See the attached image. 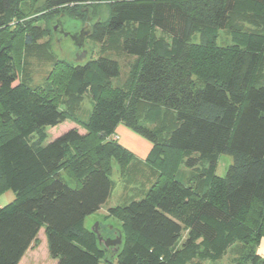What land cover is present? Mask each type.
<instances>
[{
  "label": "trees",
  "instance_id": "1",
  "mask_svg": "<svg viewBox=\"0 0 264 264\" xmlns=\"http://www.w3.org/2000/svg\"><path fill=\"white\" fill-rule=\"evenodd\" d=\"M45 3L46 12L81 23L93 15L91 38L118 42L136 59L120 85L112 83L119 76L115 59L58 60L34 103L33 89L21 87L13 36L1 35L21 22L14 17L18 0H0V193H14L0 207V264H18L38 244L42 227L54 264H189L225 257L230 264H264L255 247L264 235V0ZM99 3L106 5L105 21ZM219 30L231 44H217ZM195 33L199 42L192 43ZM38 37L27 34L24 43ZM84 94L92 100L85 122L75 117ZM67 119L83 125L84 133L71 127L45 143V129ZM119 123L151 143L147 161L159 174L141 198L108 208L133 233L111 249L84 220L109 197L114 165L121 172L132 159L112 138ZM220 154L232 158L223 176L215 173ZM203 160L208 165L200 169ZM176 161L191 169L187 183L175 178ZM184 230L187 237L176 247Z\"/></svg>",
  "mask_w": 264,
  "mask_h": 264
},
{
  "label": "rangeland",
  "instance_id": "2",
  "mask_svg": "<svg viewBox=\"0 0 264 264\" xmlns=\"http://www.w3.org/2000/svg\"><path fill=\"white\" fill-rule=\"evenodd\" d=\"M45 4V0H18L16 10L17 16L14 17L20 18L22 23L20 22L18 25H10L1 34L3 38H9L10 36H13L11 42L15 62L21 78V87L27 85L33 89V94L30 97V100L34 103L37 102L36 89L39 86L46 87L48 85L49 75L54 69V63L58 60L68 61L74 64H84L87 62H91L99 55H104L115 59L119 64V76L112 78V83L114 85H120L127 76L128 65L136 58L123 53L120 50V43L112 42L107 37H104L101 41L93 40L90 36L92 33L91 30L87 33V35L83 36L84 39L82 47L76 46L74 44V40L72 39V35H74V33L69 32L70 29L66 31L70 33L67 36H63L60 33L53 31V26L57 24L58 20L64 26L63 22L66 17H62L60 14L56 15L50 14V12L48 11L46 12ZM97 6L99 9V19L101 21H105L108 16L106 5L104 3H99L97 4ZM23 27L24 29L20 30ZM83 31H87V28H85ZM37 33L39 34V37L34 43L29 45H26L24 43V37L27 34L35 36V34ZM190 41L192 43L199 42V34L195 33L191 37ZM216 42L218 45L221 46H225L227 44L232 43L230 35L224 30H219ZM62 107L64 106L61 105V108ZM91 108L92 100L88 94H84L82 101L76 109L75 117L85 122L90 114ZM163 114L164 119H166L168 122L172 121L171 113ZM154 115L155 114L151 116V122L154 121ZM71 127H77L79 132L84 133L83 125L75 122L72 119H67L54 127H47L45 129V132L47 134V139L45 140V143L51 141L53 138L60 135ZM115 133L119 143L125 148H127L129 152L131 151L133 153L130 163H132L135 168H139L142 170L140 172V175H142V177L146 180L150 172L155 173V175H151L149 177L151 181H145L146 183H144V186L142 187V189L145 188V190H147L151 186V184L156 180L159 174V168L155 167L150 162L145 160V155L147 151L151 149V143L146 138L142 137L141 135L137 134L129 127L121 123L118 124ZM173 151L180 150L175 149ZM231 162L232 158L230 155L220 154L217 158V164L215 169L216 175L223 176ZM176 165L177 166H175V168L178 167V170L180 172L175 178H177L178 180H181L182 178L183 182L187 183L189 175H192V173L190 174L191 169L187 167L184 162L178 164V161H176ZM207 165V161L203 160L198 163L197 166L202 169ZM198 171L200 172V170ZM199 172H197V174ZM183 173L185 174L181 176V174ZM135 175H130L128 182L131 183L128 186H139L140 180H142L143 178H140L139 173L138 175ZM110 179L111 181H113L114 187L111 193L109 194V197L107 198L105 203H103L99 210H97L95 213L88 215L85 218L84 227L90 231L94 227L95 223H101L106 227L108 226L111 229V232L115 231L117 233L116 235H119L121 237L122 245L127 243V240L133 236V233L130 232L129 229L124 226V223L121 220L110 216L108 213V208L125 204L129 201V199L127 198L128 196H132L133 193L134 195H136L138 192L137 190L129 191L122 189L124 183L123 180L125 179V177L122 176L121 172L119 171L116 165H114L113 167V173ZM202 180L204 181V183L205 181H208V179ZM202 186L203 182H201V180H198L197 187L201 189ZM8 193L9 198L7 199L5 204L11 202L14 199V193L11 191H9ZM140 196L142 195H140L139 193L134 197V199L141 198ZM115 236L113 234V238H115ZM38 237L40 239L39 252L41 253L42 248H44V251L46 253L45 256L43 254H41L40 256V261L43 262L44 257H48V242L44 227L41 228ZM186 237L187 230H184L183 235L176 247H180ZM91 238H93V241L96 240V238L93 236ZM86 243L87 242L83 244L86 245ZM76 244L81 246L80 241H77ZM255 247L257 253L264 250V235H261V237H259V241ZM108 248L113 249L112 246H109ZM100 255L102 257H108L109 253L101 250ZM197 261H200L201 264H230L229 262H227V258H223L215 262H212L210 260L195 259L189 262V264H195Z\"/></svg>",
  "mask_w": 264,
  "mask_h": 264
},
{
  "label": "crops",
  "instance_id": "3",
  "mask_svg": "<svg viewBox=\"0 0 264 264\" xmlns=\"http://www.w3.org/2000/svg\"><path fill=\"white\" fill-rule=\"evenodd\" d=\"M116 131V130H115ZM116 134V133H115ZM117 140V139H116ZM118 141V140H117ZM119 142V141H118ZM124 147V146H123ZM125 148V147H124ZM150 148H151V145H150ZM127 149V148H126ZM131 152V151H130ZM149 152H150V149L147 151V153H146V155H145V160H147V156H148V154H149ZM132 153V152H131ZM133 154V153H132ZM145 165V164H144ZM138 171V172H137ZM142 170L141 169H139V168H135V166L134 165H132V163H129L128 165H127V167L123 170V171H121V174H122V176L123 177H125V179L123 180V187H122V189L123 190H129V191H136L137 190V194L136 195H138L139 193H140V195H143V192L145 191V188L144 189H142V187L144 186V183H146V182H150L151 180H150V176L152 175H155V173L154 172H150L149 173V176L146 178V180L142 177V175H140V172H141ZM138 173H139V176H140V178L142 179V180H140V183H139V186L138 187H130V186H128V185H130V183L131 182H128V179H129V177H130V175H138ZM135 175V176H136ZM132 179V178H131ZM146 181V182H145ZM113 187H114V183H113V181H112V186H111V191H112V189H113ZM111 191H110V193H111ZM9 191L8 190H6V191H4V192H2V193H0V207L1 206H3V205H5V203H6V201H7V199L9 198V193H8ZM136 195H134V193H133V195L132 196H128L127 198L129 199V201L131 200V199H134V197L136 196ZM141 197V196H140ZM139 199V198H138ZM41 230V229H40ZM40 230H39V232H38V234H37V238H38V240H39V242H38V244L36 245V246H31V247H29L28 249H27V251L25 252V254L23 255V257L21 258V260L19 261V263L18 264H54L55 263V261L49 256V253H48V257H44V260H43V262L42 261H40L41 259H40V256H41V254H43L44 256L46 255V253H45V251H44V248H42V250H41V253L39 252V245H40V239H39V233H40ZM44 231H45V229H44ZM260 244H261V242H260ZM47 252H48V249H47ZM258 254H260L261 255V257L264 259V250L263 251H261V252H258ZM226 258V257H225Z\"/></svg>",
  "mask_w": 264,
  "mask_h": 264
},
{
  "label": "water",
  "instance_id": "4",
  "mask_svg": "<svg viewBox=\"0 0 264 264\" xmlns=\"http://www.w3.org/2000/svg\"><path fill=\"white\" fill-rule=\"evenodd\" d=\"M53 31L58 32L60 34H63L64 36H67L70 34L69 32H66L64 30V27H63L62 23L59 22V20H58L57 24L53 26ZM87 33H88L87 31H83V30L80 32L74 33V35H72V39L74 40V44L78 47H82L83 39H84L83 36L87 35ZM99 229H100V223H95L94 227L91 229V231L96 234V237H97L99 244H103L105 247H109V246L116 247V246L120 245L121 237L119 235L116 236L114 239L104 238L101 235V232Z\"/></svg>",
  "mask_w": 264,
  "mask_h": 264
},
{
  "label": "flooded vegetation",
  "instance_id": "5",
  "mask_svg": "<svg viewBox=\"0 0 264 264\" xmlns=\"http://www.w3.org/2000/svg\"><path fill=\"white\" fill-rule=\"evenodd\" d=\"M95 22H96V19L94 18L93 15L90 14L83 23L78 22L77 20H74L71 18H66V19H64V22H63L64 26L63 27H64L65 31H68L70 29L69 32H73V33L80 32L81 29L84 30L85 28H87V32H89L91 30V27L95 24ZM81 24H83V25H81ZM61 35H63V34H61ZM104 228H105V226H103V229ZM107 230H108L106 232L107 235L103 234V237L114 239L113 234L115 236L117 233L115 231L111 232L110 231L111 229L109 227H107ZM112 247L114 248V246H112Z\"/></svg>",
  "mask_w": 264,
  "mask_h": 264
},
{
  "label": "built area",
  "instance_id": "6",
  "mask_svg": "<svg viewBox=\"0 0 264 264\" xmlns=\"http://www.w3.org/2000/svg\"><path fill=\"white\" fill-rule=\"evenodd\" d=\"M112 138H113V139H117L116 135H114Z\"/></svg>",
  "mask_w": 264,
  "mask_h": 264
}]
</instances>
